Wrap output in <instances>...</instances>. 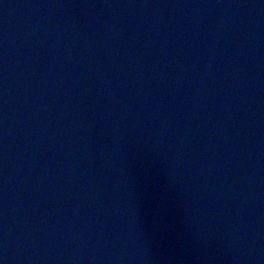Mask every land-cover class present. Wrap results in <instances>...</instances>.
I'll use <instances>...</instances> for the list:
<instances>
[{"label": "water", "instance_id": "water-1", "mask_svg": "<svg viewBox=\"0 0 264 264\" xmlns=\"http://www.w3.org/2000/svg\"><path fill=\"white\" fill-rule=\"evenodd\" d=\"M0 264H264V0H0Z\"/></svg>", "mask_w": 264, "mask_h": 264}]
</instances>
